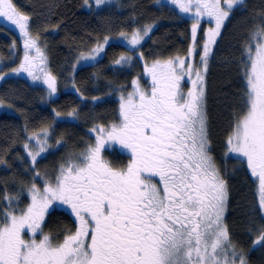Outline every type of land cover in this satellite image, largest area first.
I'll list each match as a JSON object with an SVG mask.
<instances>
[{"label": "snow or ice", "instance_id": "1", "mask_svg": "<svg viewBox=\"0 0 264 264\" xmlns=\"http://www.w3.org/2000/svg\"><path fill=\"white\" fill-rule=\"evenodd\" d=\"M105 3L95 0L97 6ZM168 3L193 19L194 44L201 18L207 16L214 23L205 31L200 45L201 67L194 68L179 57L153 63L146 69L153 81L150 94L137 87L127 100L121 96L119 123L94 126L91 131L98 133L95 143L70 154L59 166L54 183L46 181L42 189L32 183L27 188L30 203L24 208L13 207L20 193L5 192L3 200L8 210L0 213V264H249L248 252L264 248V12L256 14L254 21L258 22L249 28L243 45L244 107L242 112L234 113L225 153L226 157L229 153L243 157L252 177L258 179L260 222H249L247 232L255 238L246 252L237 247L224 223L228 186L210 154L204 99V73L213 45L235 7L244 0ZM0 18L10 21L22 37L29 36L31 17L21 13L13 0H0ZM151 28L148 25L142 32L133 30L130 39L121 32L120 38L134 49ZM109 39L105 36V43ZM24 47L35 48L43 63V53L35 40L26 39ZM102 50L103 46H98L79 59L95 60ZM194 51L189 49L190 53ZM132 59L121 56L115 64ZM34 68L26 52L24 61L12 73L24 71L38 80ZM193 71L195 80H191ZM7 75L0 72V79ZM185 75L193 85L186 94L180 87ZM44 83L49 95L56 93L55 77L46 75ZM137 94L139 100L134 101ZM67 115L74 118L75 110ZM48 136L49 130L44 129L28 138L35 141L37 149L28 151L33 162L51 147ZM110 141L130 150L126 167L113 168L102 158V149ZM24 147L27 151L30 144ZM154 177L158 182H151ZM56 201L70 207L76 228L54 245L51 236L43 234L41 224ZM26 231L29 239H25ZM38 232L39 240L35 238Z\"/></svg>", "mask_w": 264, "mask_h": 264}, {"label": "trees", "instance_id": "2", "mask_svg": "<svg viewBox=\"0 0 264 264\" xmlns=\"http://www.w3.org/2000/svg\"><path fill=\"white\" fill-rule=\"evenodd\" d=\"M13 2L22 13L30 15L29 30L44 46L49 69L59 82L65 84L68 71L73 68L69 77L73 89L60 87L55 97L43 100L40 88L19 76H8L2 81L0 98L10 110L0 113V213L8 210L3 200L5 192L20 193V200L13 201V207L24 208L29 200L27 188L38 179L35 174L40 173V169L58 170L59 164L70 154L91 143L90 129L119 122V95H124L134 80L141 79L142 62L185 56L190 44L189 21L181 18L165 0H107L97 8L86 7L88 0L87 3L85 0ZM237 8L238 15L222 30L221 59L216 61L217 56L210 62L206 72L205 106L210 154L228 186L224 223L237 247L247 252L255 238L247 232L249 222H260L255 184L243 160L231 153L226 157L225 153L234 113L242 112L244 107L242 47L254 23L251 17L264 12V0H245ZM148 25L152 28L148 39L140 46L142 59L132 55L123 44L111 41L94 63L70 66L75 55L91 51L105 36L112 39L121 32L131 34ZM15 40L12 31L0 24V69L3 71H9L16 63L18 51L12 49ZM121 56L133 59L115 64ZM94 97L99 99L94 100ZM73 110L74 118L64 117ZM56 113L62 114V119ZM43 129L49 130L48 144L52 149L40 157L33 168L29 166L24 145L32 131ZM107 156L117 164L126 160L115 149L108 151ZM45 215L52 219V224L48 220L43 226L51 237L59 238L69 231L72 225L69 213L53 205ZM247 259L249 264H264V251L257 247L248 252Z\"/></svg>", "mask_w": 264, "mask_h": 264}, {"label": "rangeland", "instance_id": "3", "mask_svg": "<svg viewBox=\"0 0 264 264\" xmlns=\"http://www.w3.org/2000/svg\"><path fill=\"white\" fill-rule=\"evenodd\" d=\"M107 1V0H106ZM167 3H168V0H165ZM14 3V2H13ZM170 4V3H169ZM14 5H15V3H14ZM171 5V4H170ZM243 5V4H242ZM241 5V6H242ZM16 6V5H15ZM100 6H102V5H100ZM100 6H97L96 4H95V0H88V3H87V6L86 7H88V8H91V7H93V8H97V7H100ZM172 7H173V9L178 13V15L181 17V18H183V19H187L188 21H189V25H190V44H189V49L190 48H195V51L193 52V53H190L189 52V49H188V51H187V53L185 54V56H180L179 58H181V59H186L187 61H188V63H191V64H193L194 65V68H200L201 67V65H200V53H201V51H202V49L200 48V45H202L203 44V42H204V34H205V31L207 30V29H209V28H211V27H214L215 25H214V23L211 21V19L209 18V17H207V16H205V17H202L201 18V23H200V25H199V27H198V29H197V40H196V42H195V44H194V42H193V38H192V32H191V26H192V23H193V19L191 18V16H189V15H185V14H180L179 13V10H178V8H176L174 5H171ZM238 6H236L235 7V10H238V8H237ZM16 8L18 9V7L16 6ZM19 10V9H18ZM233 11V13L231 14V16H230V18L225 22V25L223 26V28L225 29V26H226V24L228 23V21L230 20V19H232L234 16H237L238 15V11ZM20 11V10H19ZM193 11H194V9H193ZM21 12V11H20ZM22 13V12H21ZM255 16L256 15H254L253 17H251V20L253 21V22H258V20H256V21H254V18H255ZM0 23L1 24H3V25H5V26H7V29L8 28H10L12 31H13V33H14V35H15V42H14V44H13V46H12V49L13 50H17L18 51V53L16 54V63L12 66L13 68L12 69H18L19 67H20V65H21V63L24 61V56H25V53L27 52V54L29 55V57L30 58H32L33 59V62H34V64H35V68L33 69V72L35 73V75H37V76H39V79L38 80H33L29 75H28V73L27 72H24V71H21V72H19V73H12V69H10L9 71H3L2 69H0V72H3V73H8V75L7 76H5L3 79H0V85H1V83H2V81L6 78V77H8V76H19L20 78H23L28 84H30V85H32V86H36V87H39L40 88V90H41V92H42V96H43V100H46L47 98L49 99V98H51V97H54V96H56L57 95V93H58V90L60 89V87H61V89L63 88L64 90H72L73 89V83L70 81V76H71V70L73 69V68H70L69 69V71H68V74H69V76L66 78V83L64 84L63 82H59V80H58V78L49 70V66H48V59H47V56H46V53H45V48H44V46L38 41V39H37V37L36 36H34L31 32H30V30H29V36L28 37H22L21 36V34H20V32H19V30L17 29V28H15L12 24H11V22L10 21H7L6 20V18H0ZM223 28H222V30H223ZM143 29H144V27L143 28H141V29H139V30H141V32L143 31ZM151 31V30H150ZM149 34H150V32H149ZM149 34H148V36H149ZM128 35V38L130 39L131 38V35H132V33L131 34H127ZM148 36H146L141 42H140V44L138 45V46H136L134 49L133 48H131L128 44H127V42L126 41H124V40H122L121 38H120V35L119 36H117V37H115V38H110L109 40H108V42L107 43H105V41L103 40L99 45H97L95 48H97L98 46H103V50L100 52V53H98V54H96V59L95 60H80L79 59V57L81 56V55H85V56H87V55H90V54H92V50L91 51H88V52H85V53H80V54H77V55H75L74 56V58H73V60H72V63H71V65L70 66H74L75 65V67H79V66H81V65H86V64H91V63H94L95 61H97L99 58H101L102 57V55H103V52H104V47H105V45H107L109 42H111V41H116V42H119V43H121V44H123L128 50H130V51H132V55H134V56H136V57H138L139 59H142V53H141V49H140V46L148 39ZM220 37H221V35L217 38V42L213 45V53L210 55V57H209V61H208V68H209V65H210V62H213V60H215V58H216V61L217 60H220L221 59V57H220V53H221V51H222V47H220V45H222L223 44V42H222V40L220 39ZM32 39V40H35L36 41V47L37 48H39L40 50H41V52L43 53V56H44V61H43V63H41V61H40V57L38 56V54H37V52H36V50H35V48H33V49H25V47H24V41L26 40V39ZM246 38H247V36L245 37V40L244 41H246ZM17 41V42H16ZM245 43V42H244ZM94 48V49H95ZM242 50H243V47H242ZM219 54V55H218ZM211 56H212V58H211ZM173 59H175V58H173ZM168 60H170V59H166V60H159V59H157V60H150V61H148L147 60V62H142L143 63V66H142V77H141V79H137V80H134V81H136L137 83H136V85H134L133 84V82H132V84H131V87L128 89V90H126L125 91V93H124V95H121V96H123L124 97V99L125 100H127L128 99V94L129 93H133V92H135V90H136V88L138 87L139 88V90L140 91H146V92H148L149 94H150V92H151V89H152V87H153V81H152V75H151V73H149V72H147L146 71V69H148V68H151L152 67V65H153V63H155V62H157V61H159L160 63H164V62H166V61H168ZM0 64H1V62H0ZM212 64V63H211ZM186 68H187V65L185 66ZM208 70V69H207ZM46 75H51V76H53V77H55V79H56V93H54V94H52V95H49V89H48V86H47V84H45L44 83V79H45V76ZM72 78H73V76H72ZM205 78H206V73H204V93H205V95H206V92H205ZM196 79V75H195V71H193V73H192V76H191V80H195ZM191 80L189 79V77L187 76V75H185L184 77H183V79L181 80V85H180V87H181V91L183 92V93H187L188 92V90L190 89V88H192L193 87V85H192V83H191ZM120 95H119V108H120V97H121ZM47 99V100H48ZM204 99H205V97H204ZM133 100L134 101H138L139 100V96H138V94L137 95H134L133 96ZM3 110H5V111H9L10 109L8 108V106L6 105V104H4V102H3V100L0 98V112H3ZM60 119H62L61 117H63V115L62 114H60L59 116H58ZM64 117H68V115H65ZM69 118V117H68ZM118 121H120V116H119V111H118ZM116 123H119V122H116ZM93 129V128H92ZM44 130V129H43ZM42 132V130H35V131H32L30 134H29V136H28V138L29 137H32V136H35L36 134H38V133H41ZM89 133L93 136L92 138H89L91 141V143H89V144H94L95 143V138H96V136L98 135V133L97 132H93V131H91V129L89 130ZM26 143H29L30 144V147H29V149L26 151V154H27V158H28V160H29V166H31V167H33L34 168V166H35V164L38 162V160L40 159V157H43V156H45L46 155V153L50 150L51 151V149L52 148H49V149H47V151H45L44 153H42L39 157H37V160L35 161V162H33L32 161V159L29 157V155H28V151H36L37 149H36V147H35V141L33 140V141H29V139L27 140V142ZM88 145V144H87ZM86 145V146H87ZM86 146L83 148V149H85L86 148ZM82 149V150H83ZM112 149H115V150H117L119 153H121V154H123L124 155V157L126 158V160H125V162L123 163V164H117V163H114L113 161H111V159L107 156V152L108 151H110V150H112ZM81 150V151H82ZM81 151H79V152H81ZM79 152H77V153H79ZM233 156H236V157H239V159H242L243 160V162H244V165H245V167L247 168V164H246V162L244 161V158L243 157H240V156H237V155H235V154H232ZM101 156H102V158L106 161V162H109L110 163V165L113 167V168H116V169H120V168H124V167H126L127 166V164H128V162H129V160L131 159V155H130V150H128V149H126V148H124L119 142H117V141H110L106 146H105V148L104 149H102V152H101ZM68 159V158H67ZM67 159H65L64 161H63V163H65L66 162V160ZM38 164V163H37ZM36 164V165H37ZM62 164V162L59 164V166ZM46 169H40V176H38V179L35 181V180H33L34 181V183H36V185L39 187V188H43L44 187V184H45V182L46 181H51V182H55V177L57 176V174H58V171H59V167H58V170H56V171H54V172H52V171H50V170H46ZM247 170H248V168H247ZM249 171V170H248ZM249 173H250V171H249ZM145 175H147V174H145ZM250 175H251V173H250ZM222 177H223V175H222ZM251 177H252V175H251ZM252 179H253V182H254V184H255V196H256V198H257V204H258V200H259V196H258V191H257V187H258V179L257 178H254V177H252ZM32 181V182H33ZM151 182L152 183H156V182H158V177H154V178H152V180H151ZM30 185H31V183H30ZM29 185V186H30ZM28 197H29V195H28ZM30 203V198H29V200H28V203H27V205ZM54 206H55V209H61V210H63V211H66L67 213H68V211H69V213L74 217V219L72 218V225H71V227H70V229H69V231H72V232H74L75 231V228H76V218H75V216L72 214V212H71V209H70V207L69 206H67V205H63V204H61L59 201H56V202H54V204H53ZM52 205V206H53ZM51 207V206H50ZM227 207H228V205H227ZM259 208V207H258ZM51 212V210L49 211V213ZM54 213V212H53ZM226 213V212H225ZM51 215V214H50ZM50 215H49V218L48 217H46L45 218V220H44V222H45V224L48 222V220H49V223L50 224H52V222H50V221H52V219H51V217H50ZM43 223V222H42ZM42 226H44V223L42 224ZM42 229H43V227H42ZM69 231L68 232H66V233H64L61 237H59V238H55V237H51L52 238V243L55 245V244H58V243H60L62 240H63V238H64V236L65 235H67V234H69ZM43 234H46V231L43 229ZM30 238V234H28L27 232H25V239H29ZM35 238L37 239V240H39L40 238H41V234L40 233H37L36 234V236H35ZM261 250H263L264 251V248H261Z\"/></svg>", "mask_w": 264, "mask_h": 264}, {"label": "flooded vegetation", "instance_id": "4", "mask_svg": "<svg viewBox=\"0 0 264 264\" xmlns=\"http://www.w3.org/2000/svg\"><path fill=\"white\" fill-rule=\"evenodd\" d=\"M69 212V211H68ZM71 215V214H70ZM71 217L74 219V217L71 215ZM27 232V231H26Z\"/></svg>", "mask_w": 264, "mask_h": 264}]
</instances>
